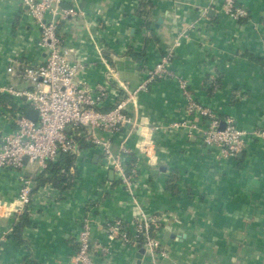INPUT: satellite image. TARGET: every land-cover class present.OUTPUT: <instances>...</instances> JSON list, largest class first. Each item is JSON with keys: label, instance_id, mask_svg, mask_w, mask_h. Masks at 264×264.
<instances>
[{"label": "crops", "instance_id": "obj_1", "mask_svg": "<svg viewBox=\"0 0 264 264\" xmlns=\"http://www.w3.org/2000/svg\"><path fill=\"white\" fill-rule=\"evenodd\" d=\"M239 3L250 11V20H231L223 0H63L62 7L78 15L60 23L59 36L70 59L86 65L80 79L92 89L109 85L102 111L135 91L183 32L172 70L222 123L236 119L248 133V145L240 157L220 158L218 149L187 126L175 127L193 119L178 82H156L129 107L134 129L130 125L113 136L115 149L126 143L140 159L131 191L102 167L96 149L87 148L61 188L39 180L48 171L25 169L34 183L32 204L23 211L31 224L16 239L21 214L12 211L19 206V172L0 170V233L9 232L0 264H70L93 203V241L111 250L107 259L96 257V264L135 261L136 248L111 241L104 221L131 223L142 211L154 217L156 234L169 252L160 264H264V138L256 135L264 130V0ZM40 37L20 0H0V87L29 88L8 68L42 64L47 53L38 45ZM0 96L1 137L13 129L7 115L23 111L26 102ZM206 120L199 118V125ZM161 167L165 171L155 174ZM166 231L178 239L164 241Z\"/></svg>", "mask_w": 264, "mask_h": 264}, {"label": "built area", "instance_id": "obj_2", "mask_svg": "<svg viewBox=\"0 0 264 264\" xmlns=\"http://www.w3.org/2000/svg\"><path fill=\"white\" fill-rule=\"evenodd\" d=\"M29 11L31 18L41 30L39 46L47 53L42 64L23 63L19 68H8V73L28 83L27 90L13 87H0V94H9L16 99H25L24 110H16L7 115L12 131L0 137V170L18 171L20 191L17 202V215L32 204L33 180L25 174L28 164H37L41 172H46L52 164H58L64 157L72 163L71 174L76 173L78 163L85 156L87 148L96 149L101 155L102 167L112 170L124 188L131 191L140 176V159L134 161V152L126 143L115 149L113 136L135 127L128 110L136 103L141 92H148L156 82L176 80L186 101V111L193 118L175 124L187 126L189 133L201 141L218 149L222 159H235L248 145V133L237 126L233 117L224 119L225 128L218 113L202 106L192 95L186 81L180 79L172 70L177 48L186 33H178L172 46L159 57L155 65L146 71V79L128 97L115 104L110 111L101 107L109 97L108 84H99L92 89L80 79L86 65L72 61L69 51L59 36L60 23L77 17L75 9L62 7L63 0H20ZM224 13L233 21H247L250 11L239 0H223ZM28 109L38 112L37 120L27 117ZM206 123L199 125V118ZM195 119V120H194ZM133 129H131V133ZM258 138H264V130L257 131ZM27 159V165H25ZM107 191H102L105 195ZM96 203L89 204L82 221L77 241V251L70 264H96V257H110V246L93 241L96 225L93 209ZM155 219L142 211L131 223L123 219L110 218L104 227L111 241L120 240L139 251L145 249L142 264H160L169 257L162 239L156 234ZM12 232V231H11ZM10 232V233H11ZM9 232L0 233V248Z\"/></svg>", "mask_w": 264, "mask_h": 264}, {"label": "trees", "instance_id": "obj_3", "mask_svg": "<svg viewBox=\"0 0 264 264\" xmlns=\"http://www.w3.org/2000/svg\"><path fill=\"white\" fill-rule=\"evenodd\" d=\"M3 97V96H0ZM133 159H135V156L133 157ZM62 163H58V164H52L49 166V169L47 170L48 172L46 174H48L49 176L47 178H39V180L42 183H47V182H51L55 187L57 188H61L62 187V183L67 182L68 180H70V168L72 167V163L70 161V159L68 157H64L62 159ZM31 224V220L28 216V213H23L20 215L19 217V223L18 225L15 227V238H21L22 236V231L26 226H29Z\"/></svg>", "mask_w": 264, "mask_h": 264}, {"label": "water", "instance_id": "obj_4", "mask_svg": "<svg viewBox=\"0 0 264 264\" xmlns=\"http://www.w3.org/2000/svg\"><path fill=\"white\" fill-rule=\"evenodd\" d=\"M37 116H38V112L34 109H28L27 111V117L33 121H36L37 120ZM225 122H223L221 124V129L223 130L225 128ZM242 155L239 154L238 156L240 157ZM97 159V157L95 158V160ZM27 159H25V165H27ZM159 171H165V168L164 167H161L159 170L155 171V174H157ZM110 175L111 177L114 175V172L111 171L110 172ZM169 239H178V235H176L175 233H171L170 231H166L165 234H164V237H163V240L164 241H168ZM145 255V249L144 248H141L136 256H135V261L132 263V264H142V261H143V257Z\"/></svg>", "mask_w": 264, "mask_h": 264}, {"label": "rangeland", "instance_id": "obj_5", "mask_svg": "<svg viewBox=\"0 0 264 264\" xmlns=\"http://www.w3.org/2000/svg\"><path fill=\"white\" fill-rule=\"evenodd\" d=\"M26 169L30 170V171H33L34 169H39V166L37 164H28Z\"/></svg>", "mask_w": 264, "mask_h": 264}]
</instances>
